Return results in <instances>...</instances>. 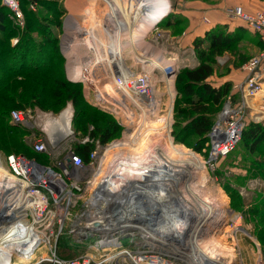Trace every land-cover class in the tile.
Returning a JSON list of instances; mask_svg holds the SVG:
<instances>
[{"label":"rangeland","instance_id":"1","mask_svg":"<svg viewBox=\"0 0 264 264\" xmlns=\"http://www.w3.org/2000/svg\"><path fill=\"white\" fill-rule=\"evenodd\" d=\"M29 1L30 2L25 4L21 3V8L23 11L22 16L24 15L25 22L26 20H29V22L33 20L34 15H31V13L38 14L40 18L46 19L45 25L47 29H49L50 35H52V40L54 42V46H51L50 48L51 53L54 54V57L50 58L49 61L51 63L53 62L52 66L50 69L45 71V73H25L23 78L18 77L14 79V81H16L15 83H17L16 87L17 88L24 87L26 93L30 95L33 94V91L28 87L34 86L37 83L38 86L34 89V93H38V92L42 93L41 95L42 105L36 104L34 106H28L24 109L11 110V111H18L24 114L26 119L29 121L30 127L15 125L12 124L9 119L5 120L8 125L10 124L11 126L12 125L16 126V127H12L13 130L15 131H11L12 128L10 130L4 129L0 131V157L3 161V165L7 172H9L7 161L10 155H20L21 157L23 156L28 161H34L40 164V162H38L36 159L27 158L23 154H21L20 151L24 150L22 146L26 147L25 148L26 151L24 152L27 153L28 151L29 153H32L33 137H38L41 138L42 140L43 137L46 140L47 139L50 140L49 138H51L52 136L55 138L57 137L64 138L62 135L57 133L56 128L61 124L60 115L68 108L72 112L70 129L73 131V137L67 141V145L70 146L72 149H74L75 145L79 143L80 136L83 132L78 129L79 127H81L82 124L77 126L76 123H74L73 121L74 108L72 102L67 101L62 107L55 105L52 98L48 94L43 93L41 84L47 82L49 85L51 84V81L55 79V77H57L58 79L64 77L66 81L73 82L69 77V71H70L69 67H71L73 64L75 65L76 62H80L82 60L84 61V59H86L89 56H93V53L95 52L89 49L87 46H85L82 43V41H80V39L83 38L85 35H88V32L92 27L99 29L100 33H102V28L104 27V25H107L108 23L113 24L112 22H114V19L109 20L108 18L104 17V14L107 11V8L110 6V4L107 5V3H105L104 1L102 2L101 0H97V1L82 0L80 4L78 3V6L76 4V8L74 10L71 9V7L67 6L68 5L67 2L69 0H39V1L51 2V5H47L46 7L40 5L38 2L36 3L35 0H29ZM158 1H159L158 5L161 4L163 11L160 14V17L155 22L153 28L149 31V33L145 37H143L142 43L140 45H137L138 47L135 46L132 48L125 49L123 52V56L121 58L125 66L128 68V71L132 72L133 74L145 73L146 75H148V80L153 90L152 91L153 102L154 101L156 102V100L159 101V108H157V112L156 113L152 112L149 116H145L148 118H145L144 120H146L147 122V120L150 119L153 120L155 116L167 115L166 113H168L169 110L168 108L169 96L167 91L168 84L165 80L166 78L167 79L172 78L173 80L172 88L174 93H173V97L170 105V112H169L170 113L169 133L167 134L168 127L165 125L162 126L163 131L161 135H163V137L165 138H168L166 136L169 135L172 143L183 146L185 150L195 153L203 163V170H199V171L197 170L196 173H194L195 175L193 174L194 176H192V181L189 183L191 190H187V191H192V190L199 191L198 201L202 200L201 199L202 197L203 200L205 198H208L214 200L215 202L218 201L217 202L218 204L216 203V205L213 206V210L215 214L214 213L210 214L206 218V220L203 221V224H200L199 222L198 228L203 226V228L206 229V231H204V233H200V239L195 238V243L197 242V240H198L197 243H202V242L204 243L211 238H214V240H218V243L221 246H219V248L217 247V251L220 253V256L222 258V263H218V264H264V245L259 244L260 238H262L264 241V218L260 216L259 211L257 209H256L257 211L253 209L254 204H258L259 206L264 207V202H261L262 199L261 196L262 197L264 196V173L263 170L261 171L256 170V168L258 167L256 163H259L262 159L260 157L251 156L249 153L246 152L247 150L245 149V147L240 144L237 145L230 154L220 159L212 167V165H210L207 162V156H205V153L201 152V150L199 152H196L198 150L194 151L195 149L191 146L194 144L193 142L194 137H189L186 135L185 141H187V143L186 142L176 143L172 131L174 124V107L177 99L176 98L177 93L175 89L176 74L181 68H186V67L192 68L196 66L198 63L194 55L192 42L190 44L189 43L190 39H188L189 32L187 30H188L189 22L187 21V19L183 17L182 15L183 13L179 10V8L185 10L190 6H193L192 9L194 11H189L190 9H188L187 13L190 14L192 18L196 21L195 29H199V31H202L203 29L208 28L209 30L210 29L209 27L213 26L212 25L213 18L211 16H208L210 20V24H208L206 21H204V17H202L200 14L195 13V10L200 11L199 9H197V7H199L200 5H205L206 7L208 6L212 10L211 13L215 14L216 11L213 10L219 8V6H221L220 3L223 0H158ZM134 2H137V0L136 1L134 0ZM126 4L131 6L130 5L131 3H129V1H126L124 3V5ZM136 4L137 7L135 8ZM136 4L133 5L134 9H137L138 6L140 5L139 3ZM89 6L91 8H89ZM168 6H170L169 7L170 10L169 8L167 9ZM174 6H176L177 9H174ZM51 7H53L54 10L51 9ZM86 8L91 9V11L92 9H95L93 10L94 15L91 16L93 19H91L90 17L87 18L85 17V15H83V12ZM134 9L131 10L133 14L129 12L130 14L129 16L131 20L133 18L138 19L137 17L138 15H136V13L134 14L135 12ZM166 13L170 15L168 16ZM96 15L97 17L95 18ZM175 17L182 18L183 20L180 19L181 22L176 26L175 31H173V33H171L168 29H166L163 26L155 27V25L161 19L162 20H166L167 18L174 19ZM226 21L228 22L226 23L227 25L224 24V20H223L220 21L223 24H216L214 25V27L224 26V30L222 32L227 33L226 29L229 30L228 24L232 23L229 31L234 32L235 29L241 27L245 31H247L248 34L246 33L247 36L243 35L239 37L238 43L233 45V47L231 48L232 51L231 54L226 53L225 55L217 58V63L214 70L215 72L209 78L208 83L214 86H219L226 82L230 83L231 86L227 96H230L233 101L237 102L239 101L240 97L237 93L233 91V85L237 83L234 81H225L224 78L230 75L231 73H236V75L238 76L243 75V72L241 70L243 62L249 59L250 57H252L253 55L257 54L261 50V43L259 40V36L254 32H252L251 30H249L248 27H246L237 17H232L230 19L228 18ZM13 22L17 24L15 26L12 23L16 27V29L17 27L20 28V30L22 29L23 24L20 27L16 20H14ZM29 25H30V29L33 32V35L42 42H45L44 37L40 35L36 25L35 24H29ZM67 26L69 27L74 26L73 28H81V29L83 28V29L77 34L76 30L69 29ZM120 26L121 25H119L118 28ZM84 29H86V31ZM0 35L2 36V34ZM18 37L19 35L16 34V36H14L10 40L11 45L17 43ZM197 37H201V36H197ZM122 38H124L122 40V43H125L127 41L126 39L127 36L125 37L123 36ZM73 42L75 45H77V47L73 50V54L77 58L74 57V55L71 53L72 56L71 58L74 57L73 58L74 61L71 62L70 60L71 58H68L66 55L65 48L69 46V44H72ZM75 42H79V43H75ZM98 51L101 50L98 49ZM152 52L155 53L159 52L160 54L164 55L167 58L174 59V61L161 69L148 71L142 67L143 66L142 63L136 60L135 57L143 56L142 55L143 53L144 56H150L152 55ZM220 59L223 61V63L218 62ZM61 68H62V74H61ZM94 70L89 75L88 77L89 79L86 78L83 81H76L74 83L79 84V89L81 90V97H82L81 98L82 101L80 102V104L84 105L83 111L85 112L86 117L96 119L99 125L103 126L105 123H111L114 127L118 128L114 136L105 144H101L98 140H95L94 142L95 143L94 150H97V154H98L96 163L101 161L103 158L105 160L104 167L110 168L112 164L115 162L113 166L114 173L112 172L109 173L108 175L109 176L108 181L110 182H106L107 184H110L112 186L110 187V189H112L116 187L114 180L115 177L113 178L112 176L119 173V171L122 169L121 161L126 160L123 159V155L128 157V156H132L134 153V149H133L134 147H132L133 145L130 144L128 145L127 143H129L130 140L133 139V137H136L137 134L139 140H141L144 136L143 133L146 134L145 129H147L146 128L147 126H145L144 124L145 122L142 119L144 116L141 117L142 114L138 105L139 103H141V101H138L139 99L136 100V102H133V99L127 98L129 96H126V98L122 97L123 99H121L122 95L119 92H115L114 95L113 93H111L112 95H107V97L108 96L110 97L108 98L106 97L107 99L106 102L98 101L95 98V95L97 93L96 88L100 87L101 84L103 83L110 82L111 77L118 75V73L114 68L113 61L106 60L101 64H99V66L96 67V69ZM41 77L42 79H40ZM242 79L243 78H241V80ZM25 86L27 87V89L25 88ZM129 93L132 96H134L133 93H131L130 91ZM116 100L119 102H117ZM122 100L126 103V107L124 108L121 105H119L121 102H123ZM2 102L3 100L0 97V105L2 104ZM115 102H117V104L119 103L118 104L119 106ZM258 103L259 102H257V104ZM140 106L144 107V105H140ZM112 108H114L115 111L114 109L112 111ZM260 108L261 107L259 104L258 109L260 110ZM122 111L125 112L122 113ZM126 111L134 112L135 114H137V119L133 121L134 123L133 122L128 123L129 121L126 122L127 120V118L125 117L127 116ZM246 112L247 113H246L244 128H246L249 124H264L263 111L261 112L257 111V114H254L253 113L254 111L252 112L251 110L248 109ZM261 113H263L262 114L263 117L260 116ZM123 114H125V116ZM44 128L48 129L47 132L41 131V129L43 130ZM93 129H94V125L92 124L87 125L84 134L88 135V133L92 132ZM153 141L158 142L156 136L154 137ZM118 142H121L123 144L125 143L127 145L123 146L122 147L123 149L120 148L113 149V147H115L114 144ZM46 160L47 162L45 163V167L55 169L54 160L49 156L48 157L46 156ZM95 166L96 165H94V167ZM95 170L96 168H93L94 175H97V172H95ZM33 184L35 186L38 185V183L35 182H33ZM155 190L156 189H154V191ZM183 194H186V192L185 193L182 192L180 194L175 193L172 198L173 201H175L176 198H178V195L181 197V199L185 198ZM186 196L188 198V199L186 198L188 202L185 203L183 201H180L178 204L185 203L187 210L189 208L191 209L195 208L194 207L195 201H193L194 196H192L191 194L188 195L186 194ZM220 196H222L223 199ZM172 206L173 208L178 207V205L177 206L172 205ZM231 212L236 214L235 218H232ZM3 215L5 216L4 211H0V217H4ZM195 222L196 220L194 218L191 224ZM238 228H240L242 231L237 230ZM260 233H262L263 236H261ZM198 236L199 235H197V237ZM194 247L195 246L190 245L189 242L188 243L183 242L178 247V251H176L175 249L172 250V253L179 255V256H174V258L177 260L179 258L182 260H187L188 253ZM13 248L15 247L9 245L5 247L3 251L10 252L11 250H13ZM16 249H14L13 251H15ZM80 251H82L81 253H84L87 252L88 249L81 248L79 249V252ZM38 253H39V249L36 250V254ZM16 256L17 255L15 253L12 254L13 260L17 258ZM77 256H79V253H76L75 257ZM24 262L27 264H33L32 260H28V261L23 260V263Z\"/></svg>","mask_w":264,"mask_h":264},{"label":"built area","instance_id":"2","mask_svg":"<svg viewBox=\"0 0 264 264\" xmlns=\"http://www.w3.org/2000/svg\"><path fill=\"white\" fill-rule=\"evenodd\" d=\"M0 3L12 12L14 20L22 26L23 16L18 0H0ZM226 15L229 19L237 17L257 34L263 48L241 67L243 79L233 85L239 101L226 96L207 134L203 153L212 167L239 143L246 111L249 109L254 114L264 112V9L246 12L239 6H233L226 9ZM204 21L208 23L207 18ZM218 62L223 63L221 59ZM138 74H133L138 78L129 83L128 90L137 95L141 102H152L148 75ZM71 120L72 112L68 108L60 115L61 124L56 128L57 133L62 135L63 126L66 127L67 133L62 135L64 138L52 136L50 140L44 137L42 140L33 137V151L51 157L55 169L28 161L20 155L8 157L9 170L13 175L28 184L27 191H35L41 198L34 212L38 215L36 222H28L35 234L40 233V240L30 255L33 264H204L202 256L194 248L188 253L187 260L174 258L179 255L172 253L173 249L178 251L183 242L194 245L197 235L200 239V233L206 229L203 226L198 228L196 222L191 224L194 218L171 217L167 198L172 189L169 190L168 186L165 189L166 182H163L164 188L150 193L147 189L154 183L151 178L135 175V179H124L121 173H117L113 195L109 194L101 180L105 174L112 172L113 164L110 168L104 167V159L96 163L97 150H92L87 162H84L67 145V141L73 137ZM10 122L30 127L25 115L18 111L10 112ZM47 130L41 129L42 132ZM86 142H91L89 137L79 140L81 144ZM29 162L38 164L42 169L37 171L41 174L37 186L31 179ZM16 165H20L19 170ZM93 168H96L97 175H94ZM48 172L52 173V178H48ZM124 201L127 204L121 208ZM94 223L99 225L95 226ZM23 238H29L27 232H24ZM61 242L71 248H85L88 251L74 258H62L57 254Z\"/></svg>","mask_w":264,"mask_h":264},{"label":"bare ground","instance_id":"3","mask_svg":"<svg viewBox=\"0 0 264 264\" xmlns=\"http://www.w3.org/2000/svg\"><path fill=\"white\" fill-rule=\"evenodd\" d=\"M101 1L107 3V5L110 4L104 14V17L108 18L109 20L114 19V22H112L113 24L108 23L107 25H104V27L102 28V33H100L99 29L92 27L89 30L88 35H85L83 38L80 39V41H82L85 46L95 52L93 53V56H89L84 59V61L82 60L80 62H76L75 65L73 64L74 66L72 65L71 67H69V77L73 82L83 81L89 77V75L93 72L94 69H96V67L99 66V64L106 60H111L114 63V68L118 75L111 77L110 82L103 83L100 87H97V93L95 95V98L98 100H104L106 102L107 95H112L111 93H113L114 95L115 92H119L122 95L121 99H123L122 97L126 98V96H129L127 98L133 99V102H136V100L140 98L135 94H133L134 96H132L129 93L128 89L130 88L129 83L137 79L138 76H133L132 72L128 71V68L125 66L121 58L125 49L135 47L142 43L143 37H145L153 28L155 22L160 17L163 8L161 4L158 5V0H137V2H134V0ZM126 1H129V3H131V6H129L128 4L124 5ZM81 2L82 0H69L67 2V6L71 7V9L74 10L76 8V4L78 6V3L80 4ZM136 3H139L140 5L138 4V8L134 9L133 5H135ZM90 6L89 8H91ZM136 7L137 4L135 8ZM89 8H86L84 10L83 15H85V17L87 18L90 17L91 19H93L91 16L94 15L93 10L95 9H92L91 11V9ZM133 9L135 11L134 14L136 13V15H138V19H130L129 12H131V10ZM96 17L97 15L95 16V18ZM119 25H121V28H118ZM69 26L67 27L69 29L76 30L77 34L83 29L73 28L74 26ZM84 30L86 31V29ZM123 36H127V41L125 43H122V40L124 39L122 38ZM76 47L77 45H75L73 42L65 48L66 55L68 58L72 57L71 53L73 54V50ZM98 49L101 51H98ZM142 55L143 56L140 57L136 56L135 59L141 62L143 65L142 67L148 71L161 69L174 61V59L167 58L159 52H152V55L150 56H144V53ZM74 57L76 56L74 55ZM73 58L70 59L71 62L74 61ZM117 78H119V82L117 81ZM165 81L168 84V113H166V116H155L153 120L150 119L146 122V120L144 119L148 117L145 116H149L152 112H157V108H159V101H145V103L143 101L138 104L142 114L141 117L144 116L142 119L145 122V126H147V129L144 128L146 134L143 133L144 136L141 140H139L137 134L136 137H133V139H131L130 142L127 143L128 145H133L132 147H134V153L132 156L128 157L123 155V159L126 160L121 161L122 169L120 170L121 172L119 171V173L124 176V179L125 177L135 179L133 178V176L135 175H139V177L144 178H151V181H153L154 183L152 184L153 188L151 187L150 189H147V191L150 193H153L154 189L159 190L164 188L165 186L163 182H166L165 189L167 188V186L169 190L172 189V191H169V196L167 198V208L171 212V217L184 216L186 218L188 217V220H191V218H195L196 223L198 222L197 224H199V222L200 224H203V221H205L210 214L214 213L213 206L216 205L218 201L215 202L214 200L208 198H205L203 200V197L201 198L202 200L198 201L199 191H187L191 190L189 183L192 181V176L195 175L194 173H196L197 170H203V163L195 153L185 150L183 146L172 143L169 135L166 136L168 138H165L163 137V135H161L163 131L162 126L165 125L168 127L167 134L169 133V112L174 93L172 88V78H166ZM152 91L153 90L151 86V92ZM117 102L115 103L117 104ZM119 105H121L123 108L126 107V103L124 101L121 102ZM140 105H144V107ZM114 108H112V111ZM124 112L122 111V113ZM125 114L123 115L125 116ZM125 117L127 118V120L125 119L126 122L129 121L128 123H130L137 119V114H135L134 112H127V116ZM63 128L64 132L62 133V135H65V133H67V130L65 126H63ZM155 136L157 137L158 142L153 141ZM127 144L118 142L114 144L115 147H113V149H123L122 147L126 146ZM29 164L32 168L30 169L31 179L33 182L37 183L41 179V174L37 171L42 169L38 164L34 162H29ZM114 164L115 162L113 163V166ZM16 168L19 170L20 165H16ZM8 171L9 172L5 170L3 161L0 157V211H4V217L12 218L10 223L6 225H0V264H24L25 262L23 263V260H30V255H32V251L34 250L36 243L38 242V240H40L38 237L40 233L36 232L35 234L34 230L31 228L28 222H36L38 215H36V213L34 214V212L36 210V203L40 202L41 198L40 196H37L35 191L32 193L27 191L28 184L26 182H23L17 175H13L10 170ZM113 171L114 170L112 167V172ZM47 175L48 178H52L51 172H48ZM105 175L107 176L105 178L103 177L101 180L103 182L102 186L106 189L109 194L113 195L115 187L110 189V187L112 186L106 183L110 182L108 181L109 173ZM112 177L114 178L115 175H113ZM48 178L46 177V179ZM182 192H186L187 195L191 194L192 196H194L193 201H195V205H192H194L195 208H189L187 210L185 203L188 202V198L186 194H183L185 198L181 199V197L178 195V198L173 201V195L175 193L180 194ZM115 195H118V193H116ZM220 197L223 199L222 196ZM180 201H183L185 203L178 204ZM126 204L127 201H124L121 205V208H124ZM172 205H178V207L173 208ZM231 216L232 218H235L236 214L231 212ZM237 230L242 231L240 228H238ZM24 232H27V234L29 235L28 239L23 238ZM197 242H194V248L199 252L200 256H202L204 264L222 263L220 253L217 251V247L219 248V246H221L219 245L218 240H214V238H211L204 243ZM9 245L15 247L13 248V250L16 248L17 249L15 251L11 250L10 252L3 251V249ZM13 253L17 255V258L15 260H13L12 258Z\"/></svg>","mask_w":264,"mask_h":264},{"label":"trees","instance_id":"4","mask_svg":"<svg viewBox=\"0 0 264 264\" xmlns=\"http://www.w3.org/2000/svg\"><path fill=\"white\" fill-rule=\"evenodd\" d=\"M29 0H18L20 10L23 14L21 3H28ZM42 6L51 5L48 1L35 0ZM53 9V7H51ZM54 10V9H53ZM30 11V10H29ZM33 20L29 22L25 17L23 19L22 29L17 27L14 23L12 12L0 3V97L3 100L0 105V131L12 127L8 125L5 120H10V112L15 109H24L28 106L41 104V92L34 93V89L38 86H29L33 94H27L24 87L17 88L14 81L15 78H23L25 73H45L51 68L52 63L50 58L54 57L51 53V46H54L52 35L46 27V19L40 18L38 14H32ZM168 16L170 14H167ZM12 16V17H11ZM162 18V17H161ZM163 19V18H162ZM160 20L155 27L163 26L171 33L175 31L176 26L183 20L175 17L174 19L167 18ZM181 19V20H180ZM15 25H13V24ZM29 24H35L41 36L44 37L45 42L37 39L33 35ZM21 27V26H20ZM224 26H216L207 30L202 37H197L192 40V46L197 65L192 68H181L175 77L176 89V103L174 107V124L173 134L176 143L186 142L185 136L194 137V144L191 145L196 151L203 152L206 146L207 134L210 131L216 115L220 112L223 101L230 90V83L226 82L219 86H214L208 83L209 78L214 74L217 58L231 54V48L238 43L239 37L246 35L247 31L238 27L234 32L226 29L227 33H223ZM18 32V33H17ZM19 35L16 44L11 45L10 40ZM248 34V33H247ZM260 40V38H259ZM261 43V41H260ZM263 45L261 43V49ZM244 59V58H243ZM246 59V58H245ZM248 60V59H247ZM245 60L243 63H245ZM62 74V68H61ZM60 78V77H59ZM42 79V77L40 78ZM44 94H48L54 104L62 107L67 101H71L74 108L73 121L77 126L80 124L78 130L83 133L80 139L89 137L91 142L77 143L74 147L84 162L88 160L89 153L94 150V142L98 140L101 144L108 142L118 130L111 123H105L103 126L99 125L96 119L88 118L83 111L81 90L79 84L68 82L64 77L58 79L55 77L48 85L47 82L41 84ZM27 89V87L25 86ZM8 92V94H7ZM40 100V101H39ZM39 101V102H38ZM94 125L92 132L88 135L84 134L87 125ZM11 126V127H10ZM13 130V128L11 129ZM243 145L246 152L251 156L260 157L262 160L256 163L257 171L263 170L264 173V124H249L243 129L241 139L237 145ZM20 151L27 158H34L38 162L45 164L47 162L46 156L41 153L26 151L23 147ZM235 149V148H234ZM20 150V149H19ZM262 198V199H261ZM261 202H264V196H261ZM264 207L258 204L253 205L255 211H259L260 216L264 218ZM257 209V210H256ZM254 211V212H255ZM263 211V213H262ZM261 236L262 233H260ZM259 244L264 245L262 238ZM79 247L71 248L61 242L57 248V254L62 258H73L79 252Z\"/></svg>","mask_w":264,"mask_h":264},{"label":"crops","instance_id":"5","mask_svg":"<svg viewBox=\"0 0 264 264\" xmlns=\"http://www.w3.org/2000/svg\"><path fill=\"white\" fill-rule=\"evenodd\" d=\"M221 6H219V8H217L215 14L211 13L212 10L205 5H200L199 7H197V9H199L200 11L195 10L196 14H200L202 17L207 18L208 19V24H210V20L208 16H211L213 18V23L211 27H214V25L216 24H223L220 21L224 20V24L228 23L226 20L228 19V16L226 15V9L229 7H233V6H240L244 11L246 12H252L255 10H262L264 8V0H223L221 3ZM170 6L167 7V9ZM193 6H190L188 8H186L185 10L180 9L179 10L183 13V17L185 19H187V21L189 22L188 24V32H189V38L190 41L189 43L191 44L192 40L194 38H196L197 36H203L204 33L206 32L207 29H203L202 31H199V29H195L196 26V21L192 18V16L190 14L187 13V10L190 9L189 11H194ZM174 9H177L176 6H174ZM170 10V8H169ZM215 16V17H214ZM222 19V20H221ZM215 20V21H214ZM227 25V24H226ZM232 25V23L228 24V29L230 30V26ZM209 27V28H211ZM243 75H236V73H231L230 75H228L227 77L224 78L225 81H234L236 83L241 81V78H243Z\"/></svg>","mask_w":264,"mask_h":264},{"label":"water","instance_id":"6","mask_svg":"<svg viewBox=\"0 0 264 264\" xmlns=\"http://www.w3.org/2000/svg\"><path fill=\"white\" fill-rule=\"evenodd\" d=\"M2 218H4V219H2ZM11 219H12L11 217H0V225H6V224L10 223ZM94 225L97 226L99 224L94 223Z\"/></svg>","mask_w":264,"mask_h":264}]
</instances>
